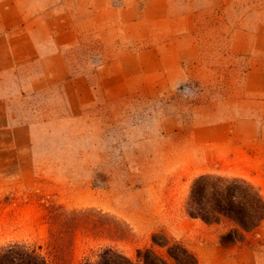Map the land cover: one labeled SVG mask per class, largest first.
I'll return each mask as SVG.
<instances>
[{
  "label": "rangeland",
  "instance_id": "1",
  "mask_svg": "<svg viewBox=\"0 0 264 264\" xmlns=\"http://www.w3.org/2000/svg\"><path fill=\"white\" fill-rule=\"evenodd\" d=\"M27 39L47 60L0 71L33 140L19 173L0 165V250L80 264L104 246L135 257L157 235L199 264H264V221L238 240L236 221L186 208L205 173L264 194V0H0V57ZM61 62L66 79L27 91Z\"/></svg>",
  "mask_w": 264,
  "mask_h": 264
},
{
  "label": "trees",
  "instance_id": "2",
  "mask_svg": "<svg viewBox=\"0 0 264 264\" xmlns=\"http://www.w3.org/2000/svg\"><path fill=\"white\" fill-rule=\"evenodd\" d=\"M190 216L208 223L227 217L238 223L234 235L243 240L264 221V194L253 181L218 173L199 175L186 204ZM154 245L139 248L135 257L114 246L100 247L95 257L86 256L80 264H199L198 255L182 241L154 235ZM166 248V252L160 250ZM0 264H49L35 248L16 242L0 250Z\"/></svg>",
  "mask_w": 264,
  "mask_h": 264
},
{
  "label": "crops",
  "instance_id": "3",
  "mask_svg": "<svg viewBox=\"0 0 264 264\" xmlns=\"http://www.w3.org/2000/svg\"><path fill=\"white\" fill-rule=\"evenodd\" d=\"M64 32L66 33L64 35L65 43L72 42L74 39L73 30H66ZM24 42L27 46L26 52H19L15 49H11L9 53L5 55L4 53H1L3 56L0 57V71L3 69L9 70L13 68L19 63V61L23 60V58L37 60L40 62V64H43V61L47 60V56L41 52L38 45L33 44L32 40L27 39ZM52 55L57 57L62 56L60 53H53ZM1 62H5V68L1 66ZM55 66V68H53L54 70L50 72L45 70L41 71L37 78H35L36 75H33L30 80V89L27 91L30 93L45 91L57 85L59 81L66 79L68 76V66H66V63L61 62V64H57ZM252 74L255 73H253V70L251 69L248 73V76H251ZM68 87L71 89L72 99L77 97L76 94L74 95V92L78 93L79 95V84L77 85L75 83H71L68 85ZM257 91L264 92V85L257 89ZM12 102L13 99L11 97L7 95H0V165H3V168L15 166V171L19 173L26 163L23 155L26 151H29V153L31 152L30 150L33 146V140L31 129H29L30 125L23 122H17L15 119V115L12 112ZM7 155H10L13 157V159H4ZM262 162H264V158ZM29 164H32L31 159H29ZM249 178H259V175H250Z\"/></svg>",
  "mask_w": 264,
  "mask_h": 264
}]
</instances>
